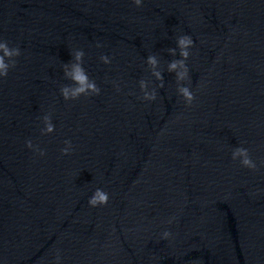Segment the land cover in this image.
Segmentation results:
<instances>
[{"label": "water", "instance_id": "95a60500", "mask_svg": "<svg viewBox=\"0 0 264 264\" xmlns=\"http://www.w3.org/2000/svg\"><path fill=\"white\" fill-rule=\"evenodd\" d=\"M0 44V264H264V0H0Z\"/></svg>", "mask_w": 264, "mask_h": 264}, {"label": "clouds", "instance_id": "9594fccd", "mask_svg": "<svg viewBox=\"0 0 264 264\" xmlns=\"http://www.w3.org/2000/svg\"><path fill=\"white\" fill-rule=\"evenodd\" d=\"M133 2L137 7H142V0H133ZM193 44H194V42H193L192 38L188 37V36L182 37L179 40V45L181 47V55L183 57H185V58L188 57L189 53L185 49L189 46H192ZM0 51L3 52V55H0V75H2L3 78H6L8 76V72H9V65L5 63V57H8V58H12L13 56L19 57L20 56V50L18 48H14V49L10 50L6 44H0ZM81 55L82 54H77L78 60L80 59ZM149 62L152 64L156 63L154 58H150ZM177 63H179L180 66L183 67L182 61L177 62ZM177 63H173L171 65V68L175 69L177 67ZM15 66H16V61H13L12 68H14ZM180 78L181 79L183 78V74H180ZM73 79L80 85V87L76 88L73 91V93H72L73 96H78L81 93H85L87 89H92L94 92L98 91L95 88L94 84L88 83V78L79 65L74 67ZM181 92H182L183 96L186 98L189 105H191L192 101L195 99L193 94L187 88L181 89ZM63 93H64L65 98H67L68 93H69V89H67V88L63 89ZM146 98L154 99V97H146ZM48 131H52L51 125H49ZM28 147H31V142L28 143ZM244 154L246 155V153H244ZM244 163L246 165H250V161L247 159H245ZM108 203H109L108 195L100 189H97L93 198L89 200V204L93 208H96L99 205L107 206ZM167 236H168V234L165 235V238H167Z\"/></svg>", "mask_w": 264, "mask_h": 264}]
</instances>
